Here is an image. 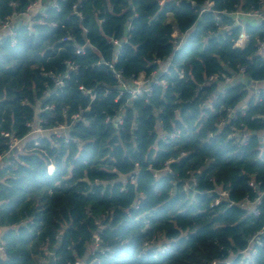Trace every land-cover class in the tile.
<instances>
[{
  "label": "clouds",
  "instance_id": "9594fccd",
  "mask_svg": "<svg viewBox=\"0 0 264 264\" xmlns=\"http://www.w3.org/2000/svg\"><path fill=\"white\" fill-rule=\"evenodd\" d=\"M50 260L264 264V0H0V264Z\"/></svg>",
  "mask_w": 264,
  "mask_h": 264
},
{
  "label": "trees",
  "instance_id": "16d2710c",
  "mask_svg": "<svg viewBox=\"0 0 264 264\" xmlns=\"http://www.w3.org/2000/svg\"><path fill=\"white\" fill-rule=\"evenodd\" d=\"M44 38H46V37H40V39H44ZM254 59H255V57H254ZM110 91H114V90H110ZM182 106L183 105H181V111H183L185 108H188L189 107V105H187V107H185V108H183ZM17 191H25V189H17ZM201 199H204V197L202 196ZM58 247H59V245H58ZM122 254H126V253H122Z\"/></svg>",
  "mask_w": 264,
  "mask_h": 264
},
{
  "label": "water",
  "instance_id": "95a60500",
  "mask_svg": "<svg viewBox=\"0 0 264 264\" xmlns=\"http://www.w3.org/2000/svg\"><path fill=\"white\" fill-rule=\"evenodd\" d=\"M187 6V5H186ZM183 108L187 107V104L182 106ZM50 264H52L51 260H50Z\"/></svg>",
  "mask_w": 264,
  "mask_h": 264
},
{
  "label": "crops",
  "instance_id": "0c3cea01",
  "mask_svg": "<svg viewBox=\"0 0 264 264\" xmlns=\"http://www.w3.org/2000/svg\"><path fill=\"white\" fill-rule=\"evenodd\" d=\"M19 27V26H18Z\"/></svg>",
  "mask_w": 264,
  "mask_h": 264
}]
</instances>
